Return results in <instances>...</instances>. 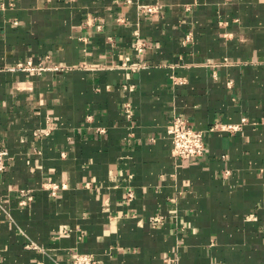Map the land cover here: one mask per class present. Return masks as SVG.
I'll use <instances>...</instances> for the list:
<instances>
[{
  "label": "crops",
  "instance_id": "1",
  "mask_svg": "<svg viewBox=\"0 0 264 264\" xmlns=\"http://www.w3.org/2000/svg\"><path fill=\"white\" fill-rule=\"evenodd\" d=\"M0 149V264H264V0H0Z\"/></svg>",
  "mask_w": 264,
  "mask_h": 264
},
{
  "label": "built area",
  "instance_id": "2",
  "mask_svg": "<svg viewBox=\"0 0 264 264\" xmlns=\"http://www.w3.org/2000/svg\"><path fill=\"white\" fill-rule=\"evenodd\" d=\"M148 12H151V9H147ZM143 45L139 44L136 46L138 52H142ZM17 68L22 71L33 72L34 74H42L46 68L43 64L39 63L34 65L32 62L28 61L23 64L17 65ZM141 66H136L131 70H138ZM126 115L130 117V110L129 107L126 106ZM211 131L213 130H220L226 132H236L240 130V126H233V125H219L216 124L210 128ZM166 133L168 138L171 142V150L172 154L175 158L187 160L196 157H200L205 152V140H204V132L195 130L187 125L186 121L180 117L174 116L171 118ZM47 134V133H45ZM12 157L9 153L4 150L0 149V173L4 172L11 164ZM227 175V172H225ZM63 187V186H62ZM57 186H51L50 189L52 191L56 190ZM24 193V192H22ZM32 196L28 194L26 196L25 201H22L20 204L24 205L26 202L31 201ZM152 224L159 222L158 218H154L151 220ZM71 264H98L97 260L89 254H76L73 256V260Z\"/></svg>",
  "mask_w": 264,
  "mask_h": 264
}]
</instances>
